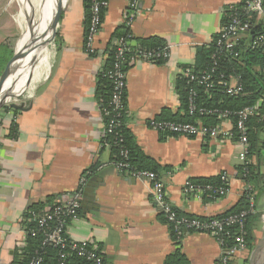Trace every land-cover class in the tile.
<instances>
[{"label": "crops", "instance_id": "obj_1", "mask_svg": "<svg viewBox=\"0 0 264 264\" xmlns=\"http://www.w3.org/2000/svg\"><path fill=\"white\" fill-rule=\"evenodd\" d=\"M241 2L142 0L128 30L127 0H109L95 42L98 52L90 55L84 48V0H65L60 19L50 30L40 76L19 103L27 110L0 111V264L26 257L31 212L45 210L77 190L82 176L87 181L80 213L68 225V236L89 241L105 264H165L177 248L189 264H224V251L208 232L185 231L177 244L155 200L153 183L117 168L113 152L104 145L97 76L116 31H130L134 41L127 71V129L145 154L170 166L160 176L168 201L180 213L204 219L230 211L246 187L238 169L242 162L236 138L160 133L150 122L160 119L164 110L180 112L177 79L212 44L230 5ZM150 37L163 39L168 58L138 55L141 41ZM224 127L234 132L233 123ZM251 162L264 175V144L261 155ZM224 173L230 186L224 197L210 201L184 190L192 178ZM253 197L251 247L227 264H249L264 241V188Z\"/></svg>", "mask_w": 264, "mask_h": 264}, {"label": "built area", "instance_id": "obj_2", "mask_svg": "<svg viewBox=\"0 0 264 264\" xmlns=\"http://www.w3.org/2000/svg\"><path fill=\"white\" fill-rule=\"evenodd\" d=\"M128 14L126 16L125 26L129 30L134 20L133 13L136 12L142 0H127ZM109 6V0H92L90 8V19L86 27L84 48L90 55H95L98 51L95 47L96 39L100 33L103 24L102 13ZM262 29V30H261ZM130 38L132 34L128 31V36L117 39L114 44L117 47L116 60L114 68L109 76L113 80L114 90L110 101V108H103L102 113L107 119L105 123V137L115 135L117 128L124 124L123 118L126 115L127 105L124 99L127 90V72L122 70V63L125 60V54L131 50ZM214 50L211 54V60L206 68L195 72L192 68L185 70L189 77V82L203 87L206 91L220 90L229 97H238L245 93V86L241 75L235 71L234 64L243 65L249 53H257L264 58V0H242L240 4L230 5L227 11L226 20L222 23L219 32L213 41ZM138 55L146 58H168L169 48L163 50L144 51L139 50ZM264 60V59H263ZM264 62V61H263ZM230 65L231 68L222 66ZM255 70L264 71V63L253 65ZM229 69H232V75L229 76ZM197 92L195 89L190 91V113H198L201 116H213L218 120L217 124H205L201 120L197 122H180L176 120L153 119L150 126L160 133L169 132L175 135L188 137L209 136L212 138H236L241 147L240 159L242 165L250 162V120L252 116L258 115V108L263 103V98L259 99L255 105H247L238 110L208 108L197 104ZM264 120V117H262ZM226 122L233 123L234 132L226 129ZM118 136V135H117ZM119 137V136H118ZM117 144L115 141L112 143ZM111 143L104 139V145L110 147ZM121 156L127 158V152L122 150ZM117 168L121 170L130 169L124 162L116 163ZM132 175L149 180L154 185V196L157 204L162 208L166 220L174 225V231L178 236L185 231L208 232L219 242L224 251L223 262L228 261L235 255L245 252L248 249L246 240L248 217L255 214L254 197L252 187L247 186L250 207L248 210L231 214L224 218L203 219L197 217H181L176 209L168 201L165 186L162 178L157 173L147 170L136 171ZM227 179V174L222 175ZM87 178L82 176L80 187L72 193L63 195L57 202L45 210L31 212L32 220L37 225V230L43 233V246H52L59 249V264H66L71 254L84 258L90 264H105L100 251L96 249L87 240L77 241L68 236V225L77 219L80 213L83 197V188ZM213 189V186L205 187L196 185L192 181H186L184 190L202 197L203 192ZM229 187H221L215 192L224 197L229 192ZM235 228V231L233 230ZM228 238L233 240L230 245ZM43 258L36 254L28 264H42Z\"/></svg>", "mask_w": 264, "mask_h": 264}, {"label": "trees", "instance_id": "obj_3", "mask_svg": "<svg viewBox=\"0 0 264 264\" xmlns=\"http://www.w3.org/2000/svg\"><path fill=\"white\" fill-rule=\"evenodd\" d=\"M92 0H84L85 6V23L88 25L90 19V8H91ZM105 10H103L102 18L104 19ZM262 30V29H261ZM128 36V31L125 29H119L116 31L114 35V39L117 40L121 37ZM134 41V37L130 38V48L131 50L125 54V60L122 63V70L128 71L129 59L133 55L132 51V42ZM142 50H158L161 51L165 47V42L161 38L150 37L143 39L141 41ZM117 45L114 43H110L107 49V60L105 66L99 71L97 79H98V88H97V98L100 100L101 108H110V101L112 98L114 84L113 80L110 78L109 73L114 68L117 54ZM214 50V44H210L206 49L204 48L199 55L196 65L187 67L192 68L195 72H199L206 68L207 64L211 60V54ZM13 55L12 49L8 46H0V75L6 68L9 60ZM163 59V58H158ZM263 56L257 53H249L247 59H245V63L243 65L234 64L232 68L235 69L237 73L241 75L242 82L245 86V93L238 97H229L220 90L206 91L203 87L195 85V83L189 82V77L187 76L185 70L184 73L177 79L176 82V90L180 96V112L178 114H172L168 110H164L160 119H168V120H176L180 122H197L201 120L205 124L214 125L218 123L216 117L213 116H201L198 113L191 114L190 113V91L191 89H195L197 92V104L199 106H205L208 108H221V109H231L238 110L247 105H255L258 103L259 99L263 98V103L258 108L259 114L252 116L249 124H250V133L249 140L251 144L250 154L248 156L250 162L245 165L239 166V172L244 176V180L247 186L252 187V194L254 195L256 190L264 188V175L260 172L259 165L251 162L253 156H260L263 149L264 137L262 134L264 133V71H257L253 67V65H261L263 66ZM224 69L231 68L228 64L222 65ZM232 69H229V76L232 75ZM124 99L127 105V90L124 95ZM7 108V107H5ZM126 115L123 118L124 124L117 128L115 135H107L105 140L109 143L117 142L116 145L112 144L109 148L113 152L114 155V163L124 162L129 165L130 169L121 170L122 173L133 174L136 171H152L160 176V172L162 170H167L170 166H162L159 164L154 158L148 156L143 152L141 147L138 145L136 137L131 134V132L127 129L126 125ZM107 119L105 118V123ZM169 133V132H165ZM119 137H118V136ZM124 150L127 152V158L121 156V151ZM196 185L205 187L207 185L213 186V189L206 190L203 192L202 197L206 200H216L221 198L215 191L221 187H229L228 178L223 179L222 174L210 177H199L190 179ZM243 191L240 201L234 206L230 211L220 214L215 217L224 218L231 214H236L244 210H248L250 207V199L249 193L247 190ZM34 208H38L34 206ZM176 209V208H175ZM177 213L181 217H195V216H187L183 215L176 209ZM164 216V214H163ZM254 217V214L248 217L247 221V235L246 240L248 243V249L251 247L252 235L249 229V222ZM200 218V217H197ZM164 221L169 225L171 235L173 239L179 244L178 234L174 231V225L166 220L163 217ZM210 219V218H204ZM29 233H28V241H27V249H26V257L22 260H16L12 264H28L29 261L38 253L43 258L42 264H59V249L52 246H43V233L37 232L34 235V232L37 230V225L33 221L29 225ZM235 231V228H233ZM228 242L232 245L234 242L232 239L228 238ZM66 264H90L84 258H81L75 254H71ZM165 264H189L186 257L181 253L180 249L172 253L167 257Z\"/></svg>", "mask_w": 264, "mask_h": 264}, {"label": "bare ground", "instance_id": "obj_4", "mask_svg": "<svg viewBox=\"0 0 264 264\" xmlns=\"http://www.w3.org/2000/svg\"><path fill=\"white\" fill-rule=\"evenodd\" d=\"M60 1L62 0H21L22 56L14 65L16 70L6 76L0 87V104L10 101L12 96H17L30 87L31 76L37 68L35 63L37 60L40 63L44 60L48 46L49 21L54 17Z\"/></svg>", "mask_w": 264, "mask_h": 264}, {"label": "rangeland", "instance_id": "obj_5", "mask_svg": "<svg viewBox=\"0 0 264 264\" xmlns=\"http://www.w3.org/2000/svg\"><path fill=\"white\" fill-rule=\"evenodd\" d=\"M20 2H21V0H0V44L4 43V45H1V46H3V47L8 46L10 49H12L13 55H12L11 59L16 55L17 52L20 51V48L22 47V41H23V36H22L23 24H22V21H20V11L22 9V5ZM64 2H65V0L62 1V3H64ZM52 20H53V17L49 21L50 26L48 28V37L50 34V30H51ZM47 48H48V46H47ZM46 51H47V49H46ZM44 57H45V55H44ZM10 60H9V62H10ZM43 62H44V60L42 61V63H40V61L37 60V62L35 63V67H37V68H36L33 76H31V80H30L29 85L32 83V81L35 78L40 76V70H42ZM3 72L1 73V75L3 74ZM1 75H0V77H1ZM28 91L29 90L27 89L25 92L23 91L24 93L21 92L20 94L23 93V95L21 97L12 96L11 100L6 102L2 106L0 111L2 109H4L5 107H7L8 109H12V107H11L12 103H15V102L17 104L21 103L24 99L23 96H28V94H29ZM20 94H18V95H20Z\"/></svg>", "mask_w": 264, "mask_h": 264}, {"label": "water", "instance_id": "obj_6", "mask_svg": "<svg viewBox=\"0 0 264 264\" xmlns=\"http://www.w3.org/2000/svg\"><path fill=\"white\" fill-rule=\"evenodd\" d=\"M62 1H60L58 3L57 6V10L54 14L52 23H51V27L54 28L57 24V22L59 21L60 17H61V13L63 10V3ZM22 56V52H17L16 55L10 60V62L7 64L3 74L0 77V87L2 85V83L4 82V79L6 78V76L9 73H13L16 69V67H14V65L18 62V60L20 59V57ZM8 102V101H7ZM1 103L0 104V109L2 108V106L5 104ZM11 107L14 109H18V110H27L26 107H24L22 104H16V103H12ZM249 264H264V241L261 243L260 246H258V248L255 250V252L252 254L250 260H249Z\"/></svg>", "mask_w": 264, "mask_h": 264}]
</instances>
